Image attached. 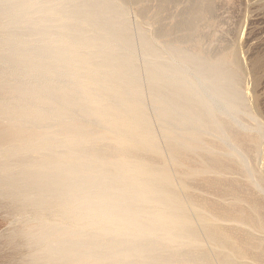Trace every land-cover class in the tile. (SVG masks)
<instances>
[{"label":"bare ground","instance_id":"1","mask_svg":"<svg viewBox=\"0 0 264 264\" xmlns=\"http://www.w3.org/2000/svg\"><path fill=\"white\" fill-rule=\"evenodd\" d=\"M191 1L157 40L127 0H0L6 264H264L261 126L234 47L179 46Z\"/></svg>","mask_w":264,"mask_h":264},{"label":"rangeland","instance_id":"2","mask_svg":"<svg viewBox=\"0 0 264 264\" xmlns=\"http://www.w3.org/2000/svg\"><path fill=\"white\" fill-rule=\"evenodd\" d=\"M158 2L159 0H127L126 4L130 8L128 19L132 22L134 29L137 26H142L145 29L151 28L150 33L157 35V40H160L158 36H161L164 29L169 30L168 26L172 25V22H176L177 19L180 21L187 16L189 9L185 8L190 7L192 1L172 0L164 11V15L161 16L162 18L148 24L147 16H151V13L154 14ZM142 3H144V7ZM214 3L212 19L209 22L199 23L189 41L183 37L188 33V29L184 26L173 27L170 30V36L171 38L183 37L179 43V46L183 48H190L193 46V42L201 39L203 48L210 49L212 52L219 49L229 50L232 47L236 49L244 70L241 88L261 126L260 150L257 155H252L251 160L255 166L257 165V168L264 172V169L262 170L264 168V0H215ZM134 29H132V33H134ZM144 62L140 57L138 64L143 66ZM243 117L244 121H249L248 116L244 115ZM252 123L254 124L255 121ZM20 220L21 215L7 207L0 206V264L8 262V255L11 251L5 237L21 224ZM17 256L19 257L20 254Z\"/></svg>","mask_w":264,"mask_h":264}]
</instances>
